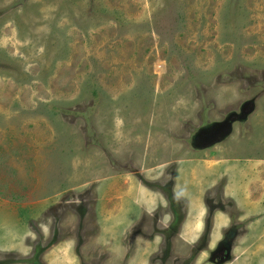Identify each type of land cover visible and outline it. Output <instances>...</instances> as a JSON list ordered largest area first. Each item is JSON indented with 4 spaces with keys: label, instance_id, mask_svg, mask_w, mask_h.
<instances>
[{
    "label": "rangeland",
    "instance_id": "374dc122",
    "mask_svg": "<svg viewBox=\"0 0 264 264\" xmlns=\"http://www.w3.org/2000/svg\"><path fill=\"white\" fill-rule=\"evenodd\" d=\"M0 264H264V0H0Z\"/></svg>",
    "mask_w": 264,
    "mask_h": 264
}]
</instances>
